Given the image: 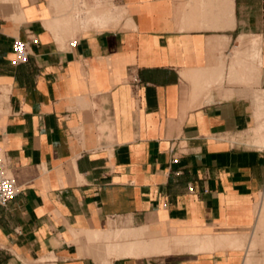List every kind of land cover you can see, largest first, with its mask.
Returning a JSON list of instances; mask_svg holds the SVG:
<instances>
[{
  "label": "crops",
  "instance_id": "crops-1",
  "mask_svg": "<svg viewBox=\"0 0 264 264\" xmlns=\"http://www.w3.org/2000/svg\"><path fill=\"white\" fill-rule=\"evenodd\" d=\"M262 100L264 0H0V146L19 189L0 206V264H242L241 248L107 258L89 240L245 235L264 152L233 138L253 128L261 148Z\"/></svg>",
  "mask_w": 264,
  "mask_h": 264
},
{
  "label": "rangeland",
  "instance_id": "rangeland-1",
  "mask_svg": "<svg viewBox=\"0 0 264 264\" xmlns=\"http://www.w3.org/2000/svg\"><path fill=\"white\" fill-rule=\"evenodd\" d=\"M80 14L81 13L78 11V15ZM91 17L96 18L98 20L100 19L102 22H105V23L113 20L112 14L109 13L107 10L104 16L99 17L97 14H92ZM252 44H254V47H256L258 45V41L257 42L253 41ZM219 80L220 78L218 77L217 81L214 82V87L222 86V83ZM261 92L262 91L253 92V99H254L255 105L257 101L262 98ZM262 107H264V102L261 106L262 111L257 109V106H256L257 116H258V119L261 121L258 125L257 133L260 131V128L263 127L262 132L264 134V125H262V122L264 121V109ZM254 136H255V131L252 128L247 132V135L244 138L237 137V139L233 138V140L237 142L246 143V145L252 146L254 148L264 149V135L263 137L262 136L260 137L262 141L258 138L257 141L259 142H256V144L259 143L257 145L261 146V148L251 145V141ZM257 202H259L258 204L256 203L257 204V217H256V220L253 226L248 228L245 235L242 236V235L232 234L230 238L232 240L233 239L237 240L236 245L233 248H241L244 251V260L242 264H245L246 253L248 252V250L252 251V257H253L252 264H264V197L258 200ZM107 224L108 225L111 224L113 226H122L123 223L119 219H115V220L109 219ZM145 228L149 230L150 235L148 232H146L149 235V237L145 239V242L143 243L140 252L137 251L136 253H134V255H136L139 252L136 256H139V255L150 256L149 254H147V252L150 251L153 243L155 247L158 245L159 246L168 245L171 251L191 250V251L199 252V251H206V250L217 248V246L214 244L210 245L209 243H204V241H202L201 239L203 235H189V234L166 235L164 232H161L159 229L151 230L148 227H145ZM127 230L129 229H119V230H116L115 232L110 233L108 237L104 238V237L97 236L95 240H92L93 239L92 238L91 240H89V242H97L99 240H105V244L102 249L104 250L105 256L107 258L126 256L125 254L126 251L124 250L132 246V243H130L129 240L126 239V236H125V233ZM214 235L218 237L221 234H214ZM219 247H229V246L227 242H224Z\"/></svg>",
  "mask_w": 264,
  "mask_h": 264
},
{
  "label": "built area",
  "instance_id": "built-area-1",
  "mask_svg": "<svg viewBox=\"0 0 264 264\" xmlns=\"http://www.w3.org/2000/svg\"><path fill=\"white\" fill-rule=\"evenodd\" d=\"M74 43V41L70 42L71 45H73ZM11 47L14 53V64L27 62L29 58V42L27 39L14 38ZM132 86L133 95L136 100H139V90L141 87V82L139 80H135ZM259 150L264 152V149ZM171 151L172 156L170 162L172 164L177 163L179 159V156L177 155L178 149H174V151L172 149ZM188 190L190 192L194 191L193 186L188 185ZM18 192V186L16 185L13 175L6 163L4 149L2 146H0V206H7L8 203L17 195Z\"/></svg>",
  "mask_w": 264,
  "mask_h": 264
},
{
  "label": "bare ground",
  "instance_id": "bare-ground-1",
  "mask_svg": "<svg viewBox=\"0 0 264 264\" xmlns=\"http://www.w3.org/2000/svg\"><path fill=\"white\" fill-rule=\"evenodd\" d=\"M90 16H92V12L90 11V12H88V13H86V15L85 16H83V17H81L80 15H76V16H74L73 18H72V20H71V22L72 23H77V22H80V21H82V23H83V21H86V19H87V17H90ZM79 24V23H78ZM109 27V26H108ZM252 40V39H251ZM253 40H255V39H253ZM253 40H252V42H253ZM256 42H257V40H256ZM257 45V44H256ZM263 101V100H262ZM264 102V101H263ZM263 109H264V107H262ZM262 212H263V210H262ZM263 215V214H262ZM261 218V217H260ZM263 220V219H262ZM259 222H260V220H259ZM261 224H263V223H261ZM257 230V229H256ZM141 231H144V229L142 230L141 229ZM134 232V231H132V232H134V233H130L129 234V236H128V233L126 232V234L125 235H127L128 237H129V239H130V243H132V246L130 247V249H129V253L127 252V256H134V253H136L137 251H139L140 250V248L142 247V245H143V243L145 242V239L147 238V236L148 235H145L144 233H142V232ZM145 232H146V230H145ZM147 234V233H146ZM231 233L230 234H221V235H219L218 237L216 236V237H214V235L213 234H211V233H206V234H204L203 236H202V241H204V243H212V244H214V245H216V246H220V245H222L224 242H227L228 243V246L229 247H235V245H236V242H237V240H235V239H230L231 238ZM94 239H95V237H93ZM96 238H97V236H96ZM160 241V240H159ZM157 242V241H156ZM155 242V243H156ZM254 243V242H253ZM159 244V243H158ZM211 245V244H210ZM251 245V244H250ZM126 250V249H125ZM124 250V251H125ZM168 252H170V248L169 247H167L166 246V248L165 249H163V250H160V251H155V252H153L152 254H157V253H168ZM126 254V253H125ZM253 263V257H252V251L251 250H248V252L246 253V258H245V264H252Z\"/></svg>",
  "mask_w": 264,
  "mask_h": 264
}]
</instances>
